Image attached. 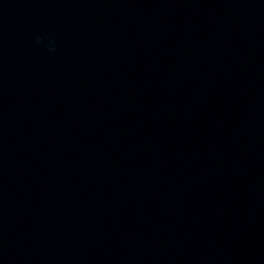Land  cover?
I'll return each mask as SVG.
<instances>
[{"label": "water", "instance_id": "water-1", "mask_svg": "<svg viewBox=\"0 0 264 264\" xmlns=\"http://www.w3.org/2000/svg\"><path fill=\"white\" fill-rule=\"evenodd\" d=\"M0 264H264V0H0Z\"/></svg>", "mask_w": 264, "mask_h": 264}, {"label": "clouds", "instance_id": "clouds-1", "mask_svg": "<svg viewBox=\"0 0 264 264\" xmlns=\"http://www.w3.org/2000/svg\"><path fill=\"white\" fill-rule=\"evenodd\" d=\"M37 39H39V37ZM50 50H54V49H50Z\"/></svg>", "mask_w": 264, "mask_h": 264}]
</instances>
